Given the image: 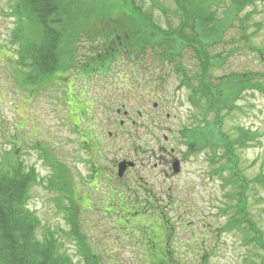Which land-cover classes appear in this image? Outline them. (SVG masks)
Returning <instances> with one entry per match:
<instances>
[{
	"label": "rangeland",
	"instance_id": "374dc122",
	"mask_svg": "<svg viewBox=\"0 0 264 264\" xmlns=\"http://www.w3.org/2000/svg\"><path fill=\"white\" fill-rule=\"evenodd\" d=\"M134 1L163 30L180 27L181 19L174 0ZM222 1L215 6L218 18L227 16L229 11L230 0ZM253 1V5L235 13L231 27L223 35V42L209 49V53L226 56L221 67L211 69L212 83L217 84L228 72L255 76L251 84H257V88L243 90L238 99L231 102L232 109L220 112L219 127L229 140L240 136L237 128L249 132L243 145L236 141L231 142V147L237 158V169L247 180L245 209L260 230L264 243V61L259 51L254 50L264 48V0ZM159 3L165 12L156 7ZM11 8V1L0 0V159L6 150L17 145L22 163L34 167L40 177L47 178L51 170L41 158L40 149L35 147L38 144L49 149L50 154L72 174L70 196L73 204L80 207V233L86 236L91 253L102 255L104 260H109L111 255L119 264H150L163 259L164 256L159 254L151 260L149 256L155 252L148 253L143 247L144 242L142 246L137 242V238L141 241L149 238L151 245L155 242L145 228L113 227L114 219L104 212L115 205L108 199L102 205L99 203L108 184L131 194L145 181L156 197L154 203L160 205L175 229L176 244L185 247L186 259L176 256L178 264H203L198 260L201 251L198 256L195 245L209 254L205 264H258L264 251L248 241L252 234L240 227H226L236 217L234 204L239 184L229 178L228 156L224 154L223 146L214 145L212 150L205 148L187 154L181 136L185 129L203 124L204 119L218 124L214 114L203 116L202 109L206 106L203 100L198 107L189 101L190 92L181 85L174 69L180 58L186 74L196 72L197 61L192 49L183 48L173 63L159 58L158 50H145L139 59L133 58L134 62L118 54L111 69L90 76V68L85 69L82 62L87 61L86 56L92 57L95 53L89 49L90 42L81 39L78 45L71 44L73 65L70 71L55 74L51 81L30 94L29 86L20 87L16 45L11 40V31L17 21ZM117 8L111 2L100 4L88 20L90 29L117 30L120 26ZM247 13H251V18L244 21L243 16ZM25 26L26 32H33ZM189 31L184 27L185 34ZM249 44L254 48L250 49ZM234 47L237 48L233 50ZM98 64L105 65L106 61ZM57 75H61V79ZM76 110L83 111L80 125ZM91 119H96V129ZM81 125L90 128V132L95 130L94 137L102 142L101 155L92 152L95 167L87 163L90 154L81 142ZM172 149L173 160L178 159L180 164L177 174L160 162L169 160ZM124 158L137 163L138 167L127 171L118 182L111 170ZM92 170H100L101 174L95 178L103 176L106 185L102 181L95 182V178L89 179ZM85 190L90 194L88 198ZM27 195L25 208L39 221L36 238L52 229L57 236L58 250L72 264H83L76 244L65 237L70 225L63 207L70 206L69 203L61 197L56 199L57 193L49 190L44 181L32 183ZM90 206L92 210H87ZM124 219L121 216L119 222ZM144 219L155 223L152 216H141L132 222H143ZM119 231L132 233L137 238ZM188 251L192 255H188ZM105 252L110 254L105 256Z\"/></svg>",
	"mask_w": 264,
	"mask_h": 264
},
{
	"label": "trees",
	"instance_id": "16d2710c",
	"mask_svg": "<svg viewBox=\"0 0 264 264\" xmlns=\"http://www.w3.org/2000/svg\"><path fill=\"white\" fill-rule=\"evenodd\" d=\"M9 1L12 2V14L17 21L11 31V40L16 45V65L18 76H20V87L24 89V86H29V93L39 90V86L51 81L55 74L59 72L64 74L65 70L70 71L73 65L71 44H79L81 39L89 41L91 44L89 49L95 53L92 57L86 56L87 61L82 62L85 69L90 68V76L100 75L99 71L105 72V69H111L118 54H123L130 58L131 62H134L133 58L139 59L145 50H158L159 58L173 63L176 61V57L182 53L183 48H191L194 52V59L197 61L196 72L193 75L186 74L184 63L180 58L175 62L174 69L180 77L181 85L190 92L189 101L198 107L199 102L203 100L206 103L202 109L203 116L205 117L207 113L214 114L218 124L204 119L203 124H198L191 130L185 129L181 136L184 139L187 154L190 151L205 148L212 150L214 145L223 146L224 154L228 156L229 178L239 184L234 204L236 217H233V221H230L226 227L235 226L245 232L247 230L252 234L248 241L254 242L255 246L264 251L262 234L245 209L247 180L237 169V158L231 147V142L236 141L237 144L243 145L249 132L237 128L240 136L236 140H229L219 127L220 112L232 109L231 102L238 99L243 90L257 86V84H255L256 86L251 84L255 76L251 78L250 73L228 72L225 74L226 76L218 79L217 84H214L212 83L211 69L221 67L226 62V56L220 53L213 55L209 53V49L223 42V35L226 29L231 27L235 13L253 5V0H230L227 16L223 15L220 18L216 17L215 6L219 2L223 3L222 0H174L176 13L181 19L180 27L175 30H163L142 12V8L136 5L134 0ZM109 1L113 6L116 5L120 11V26L117 30L90 29L88 20L94 15L100 4L105 5L107 2L110 3ZM156 7L166 11L160 3L156 4ZM250 18L251 13L243 16L244 21H248ZM25 25L28 30L32 29L33 32H26ZM184 27L190 30L188 35L185 34ZM251 35L249 34L250 37ZM247 39L245 37V41ZM252 47L249 44V48L252 49ZM236 48L234 47L233 50ZM254 50L259 51L264 61L262 52L264 48H254ZM131 56L133 57L131 58ZM104 61H106L105 65L98 64ZM60 76L57 75V78L61 79ZM75 114L79 115L78 124L80 125L82 123L80 116L83 111L77 112L76 110ZM90 121L96 129V119ZM79 128L80 131H83L81 135L83 141L81 142L90 154L87 163L90 167H92L91 165L95 167L94 160L96 159L95 155L92 156V152L96 151V154L100 156L102 142L99 138L94 137L95 130L90 132V128H86V126L84 128L82 125ZM35 148L40 149L41 158L46 167L51 170L47 178L40 177L34 167H27L22 163L18 156L20 149L17 145L6 150L0 159V264H72L71 260L58 250V244L55 241L57 236L52 229H47L46 232H42L39 239L36 238L39 221L25 208V204L29 199L27 195L29 186L37 181L46 182V187L57 193L56 199L61 197L69 203L70 206L63 207L68 215L66 220L70 225L65 237L76 244L81 259L84 261L83 264H119L112 258L104 260L102 255L91 253L92 251L87 245L88 240L86 236L81 235V227L78 225V208L80 207L75 206L71 200L73 183L70 170L56 160L50 154L49 149L38 144ZM91 172L89 176L91 181L97 174H101L100 170ZM111 173L116 175V170L114 172L111 170ZM119 178L121 177L116 178L118 182ZM103 179L101 176L99 179L95 178L94 181H102L106 185ZM77 188L81 191L80 187ZM85 192L88 198L90 194L86 190ZM104 195L105 198H103ZM104 195L99 201L101 205L106 199L115 205L106 212L102 209V212L114 219L113 227L119 228L120 225H123L133 230L145 228L147 233H150L155 241L152 245L149 238L141 241L132 233L119 231L122 235L137 238V242H140L141 246L144 242L143 247L147 249L148 253L155 252V255H148L151 260L159 254L164 256L163 259L151 261L150 264H178L176 256L186 259L183 252L185 247L182 244L177 245L175 242L177 237L175 229L173 230L172 224L161 211L160 205L154 203L155 195L141 196L133 192L130 194L113 189L110 184L107 185ZM133 202H141V204L135 205ZM178 207L181 208L179 205ZM99 209L101 211V207ZM87 210H92V206ZM121 216L125 217L123 222H119ZM141 216H152L155 218V223L146 222L145 219L143 222H132ZM195 251L198 256L201 251L198 260H202V263L205 264L209 254L205 251V253L202 252V248H199L198 245H195ZM190 253L187 252L188 255H192ZM141 259L144 258L141 257ZM258 264H264V255L260 257Z\"/></svg>",
	"mask_w": 264,
	"mask_h": 264
},
{
	"label": "flooded vegetation",
	"instance_id": "af4514ba",
	"mask_svg": "<svg viewBox=\"0 0 264 264\" xmlns=\"http://www.w3.org/2000/svg\"><path fill=\"white\" fill-rule=\"evenodd\" d=\"M172 152H173V149L171 150L170 155L168 156L169 160H165L164 159V160H160V162L165 164L167 166V168H169V166H170V168L173 171V161L177 160L179 162V160L178 159L173 160ZM150 156L152 158V155H150ZM121 160L122 161H126V162H130L127 158H124V159H121ZM117 163L118 162L115 163V167L117 166ZM137 167H138V165L135 162H133V166L132 167H129V166L126 165V167L124 168L122 177L126 174L127 171H129V170H131L133 168H137ZM177 167H178V171H179L180 164H177ZM114 171H115V169L113 170V172ZM142 183H143L142 186H139V187H137V189L133 190L134 193L135 194H141V191H142V195H144V196L151 195L152 196L153 193L151 192V190H149L150 188H149L148 183L145 182V181L142 182Z\"/></svg>",
	"mask_w": 264,
	"mask_h": 264
},
{
	"label": "water",
	"instance_id": "95a60500",
	"mask_svg": "<svg viewBox=\"0 0 264 264\" xmlns=\"http://www.w3.org/2000/svg\"><path fill=\"white\" fill-rule=\"evenodd\" d=\"M124 166H125V163L124 162H122V163L119 164V170H118V175L119 176L122 174L123 169H124ZM176 169H177V164L174 163V170H176Z\"/></svg>",
	"mask_w": 264,
	"mask_h": 264
}]
</instances>
